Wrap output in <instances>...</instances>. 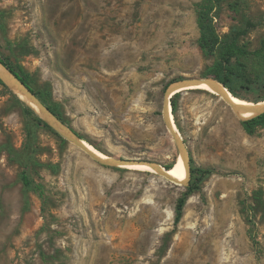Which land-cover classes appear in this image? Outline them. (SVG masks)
<instances>
[{
  "label": "rangeland",
  "instance_id": "1",
  "mask_svg": "<svg viewBox=\"0 0 264 264\" xmlns=\"http://www.w3.org/2000/svg\"><path fill=\"white\" fill-rule=\"evenodd\" d=\"M201 1L0 0V44L86 142L172 167L180 154L163 120L165 89L205 77L218 55L199 47ZM213 12L220 36L246 29L240 44L261 48L264 0H222ZM238 93L255 102L261 91ZM178 101L191 166L212 173L175 226L186 186L99 164L0 85V264H264V207H250L256 193L264 201V128L248 132L205 89Z\"/></svg>",
  "mask_w": 264,
  "mask_h": 264
},
{
  "label": "trees",
  "instance_id": "2",
  "mask_svg": "<svg viewBox=\"0 0 264 264\" xmlns=\"http://www.w3.org/2000/svg\"><path fill=\"white\" fill-rule=\"evenodd\" d=\"M221 1L222 0H202L197 4L196 21L200 32L198 40L199 47L204 53L208 55L218 52L216 60L209 67L205 77L212 76L217 78L219 81L225 84V86L233 93V95L237 97H240V94L238 93L239 88L261 91L260 97L255 102L264 100V40L262 41L261 48L251 52L245 45L240 44V36L247 32L246 29L233 27L228 34L225 36H220L214 24L215 14L213 11ZM247 24L250 27L254 25L249 20L247 21ZM0 59L8 67H10V69L14 71L26 84H28L64 122L68 124L57 106L51 103L48 93L44 90H39L34 87L30 75L20 64L16 62L12 52L8 53L1 44ZM250 59L256 61L252 67L255 74V78L252 81L249 75L252 72L248 62ZM0 85L7 89V91L13 95L18 103L24 104V102L1 80ZM180 94L181 92L176 93L171 99L172 111L175 115L179 107L178 98ZM26 109L28 113L35 117L39 124L44 125L58 134L47 123H45L32 108L28 107ZM243 124L245 129L250 133L254 132L258 127L264 128V114L249 118L245 120ZM170 167L171 166H166V168ZM192 173L194 177L190 180V184L187 186V191L184 192L176 202L174 218L175 226L179 224L183 217L184 208L189 195L200 188L201 182L207 175L212 173V170L192 167ZM21 178L26 186H32L33 181L25 171L22 172ZM34 187L39 189L38 185ZM257 206L264 207L263 198H261L260 194L258 193L255 195V204L251 205L250 207L254 209Z\"/></svg>",
  "mask_w": 264,
  "mask_h": 264
},
{
  "label": "water",
  "instance_id": "3",
  "mask_svg": "<svg viewBox=\"0 0 264 264\" xmlns=\"http://www.w3.org/2000/svg\"><path fill=\"white\" fill-rule=\"evenodd\" d=\"M0 80L17 96H23L25 98V101L23 100V102L27 106L32 108L36 112V114L53 130H55L60 136L82 149L99 164L107 167L125 168L128 165L133 164H148L155 169V173L162 175L167 179L186 187L190 184L192 176L191 154L187 143L174 120L171 99L176 93L195 89L201 84H208V86L212 90H214L213 93L222 97L231 106L235 113L242 119H249L243 116L247 112L252 114L250 118L264 114V100L252 102L248 105L239 104L233 100V97L227 94L226 90L228 88L225 86V84H223L215 77H182L171 81L165 89L162 114L164 123L167 129L169 130L170 134L172 135L173 140L175 141L180 156L184 159L187 170L186 178L184 180H178L172 175H170L166 167H164L161 163L157 161L139 158L116 157L110 155L102 156L92 150L88 146L87 142L80 136V134L72 126L64 122L36 94V92L28 84H26L14 71H12L10 67H8L1 59ZM30 104L32 106H30Z\"/></svg>",
  "mask_w": 264,
  "mask_h": 264
},
{
  "label": "bare ground",
  "instance_id": "4",
  "mask_svg": "<svg viewBox=\"0 0 264 264\" xmlns=\"http://www.w3.org/2000/svg\"><path fill=\"white\" fill-rule=\"evenodd\" d=\"M196 88H201V89H205V90H208V91H211V92H214V90H212L208 84H201L199 86H197ZM227 94L231 97H233V100L239 104H245V105H248V104H251L252 102L251 101H248L246 99H243V98H239L235 95H233V93L227 89L226 90ZM218 96V95H217ZM22 101L24 100L25 101V98L23 96H18ZM258 102V101H257ZM30 106H32L30 104ZM244 117L246 118H250L252 116L251 113H245L243 115ZM88 146L94 150L95 152H97L98 154L102 155V156H106L105 153H103L102 151L98 150L97 148H95L93 145L89 144L87 142ZM126 168H129V169H137V170H143V171H148V172H155V169L153 167H151L150 165L148 164H133V165H128ZM168 173L170 175H172L173 177H175L176 179L178 180H184L186 178V174H187V170H186V166H185V162H184V159L179 156L176 163L170 167V168H166Z\"/></svg>",
  "mask_w": 264,
  "mask_h": 264
}]
</instances>
